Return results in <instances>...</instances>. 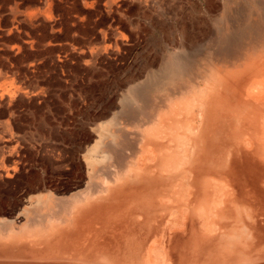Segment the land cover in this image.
<instances>
[{"label":"bare ground","instance_id":"bare-ground-1","mask_svg":"<svg viewBox=\"0 0 264 264\" xmlns=\"http://www.w3.org/2000/svg\"><path fill=\"white\" fill-rule=\"evenodd\" d=\"M260 5L252 23L234 18L175 47L144 92L106 107L101 120L113 118L85 144L75 183L46 181L0 219V264H264ZM42 126L24 145L69 169L65 137L50 143L43 131L60 130ZM6 167L1 179L17 171Z\"/></svg>","mask_w":264,"mask_h":264},{"label":"rangeland","instance_id":"rangeland-1","mask_svg":"<svg viewBox=\"0 0 264 264\" xmlns=\"http://www.w3.org/2000/svg\"><path fill=\"white\" fill-rule=\"evenodd\" d=\"M259 2L0 0V155H9L7 167H17L13 176L0 178V219L27 204L46 181L51 189L71 187L82 173L85 144L113 118L101 120L106 107L132 90L144 92L149 75L171 64L175 47L206 43L209 31L234 18L251 17L252 23ZM164 9L173 15L162 19ZM40 124L60 130L59 136L43 131L50 143L65 137L69 169H58L44 149L21 145L25 132L38 136Z\"/></svg>","mask_w":264,"mask_h":264},{"label":"crops","instance_id":"crops-1","mask_svg":"<svg viewBox=\"0 0 264 264\" xmlns=\"http://www.w3.org/2000/svg\"><path fill=\"white\" fill-rule=\"evenodd\" d=\"M38 126H41V124H40V125H37V126L35 127V131H36L37 133H38L39 128H41V127H38ZM30 134H32V132H25V135H24L23 138H22L21 145L28 144V142L26 141L25 138H27V137H29V136H30L31 139H33V138L37 139V138H39V137L41 136V134L39 135V133H38V136H37V137H36L35 135H34V136H31ZM28 141H31V140H28ZM24 142H25V143H24ZM8 161H9V155H8L7 157H3V156L0 155V162H1V163H4V164H6V165L8 166V164H7Z\"/></svg>","mask_w":264,"mask_h":264}]
</instances>
